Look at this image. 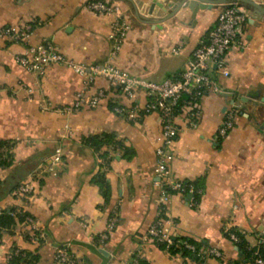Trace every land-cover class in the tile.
I'll return each mask as SVG.
<instances>
[{
    "label": "crops",
    "instance_id": "obj_1",
    "mask_svg": "<svg viewBox=\"0 0 264 264\" xmlns=\"http://www.w3.org/2000/svg\"><path fill=\"white\" fill-rule=\"evenodd\" d=\"M86 1L0 0V28L30 24L31 43L51 40L79 63L111 62L135 77L176 80L223 8L181 7L165 18L171 12L167 4L180 0H157L166 10L162 17L146 15L160 20L151 23L136 18L134 4L139 11L138 2L155 0H110L131 26L114 54L108 38L111 17L90 12ZM246 12L243 48L227 55L230 76L213 74L218 90L207 89L200 99L197 128H185L186 117L179 114L181 130L172 147L173 176L195 181L202 190L195 205L191 195H172L167 207L172 232L201 248L217 249L221 257L195 259L142 239L160 209L155 149L161 119L154 112L130 120L114 107L145 103L143 90H137L132 101L120 88L97 78L88 90L92 94L105 89L97 107L62 112L59 108L83 89V79L58 64L43 76L27 70L15 60L24 43L0 37V140H20L14 159L0 167V207L15 205V188L39 163L60 152V161L40 179L27 207L45 237L32 241L18 225L2 230L0 264H10L8 255L15 248L37 255L35 264H51L61 246H68L81 264H122L138 251L145 264H254L225 234L226 229L237 230L250 248L264 246V21L251 22V12ZM232 106L237 111L235 126L216 144L213 136ZM103 134L112 135L114 143L99 151L84 141ZM100 173L109 185L107 201L92 182ZM113 213L118 215L117 226L100 244L96 238Z\"/></svg>",
    "mask_w": 264,
    "mask_h": 264
},
{
    "label": "built area",
    "instance_id": "obj_2",
    "mask_svg": "<svg viewBox=\"0 0 264 264\" xmlns=\"http://www.w3.org/2000/svg\"><path fill=\"white\" fill-rule=\"evenodd\" d=\"M86 7L94 14L111 17L108 38L113 42V53H117L130 31V23L110 0H87ZM247 21L248 13L244 8L237 4L223 6L213 26L208 30L205 40L197 45L191 57L186 61L180 77L176 80L166 79L163 81L132 76L111 62L79 63L64 55L59 46L48 39L33 44L30 41L32 34V25L30 24L1 27L0 37L9 42L24 43L23 51L15 55V60L27 70L43 76L51 65L58 64L74 71L83 79V89L76 94L71 103L59 108L62 112L72 114L83 108L97 107L106 96L105 89H99L88 94V90L97 78L106 80L111 87L120 88L122 93L132 101L135 100L137 90H143L146 93L148 100L145 103L133 101L127 107L115 106L114 111L130 120L154 112L160 115L161 134L155 149L157 178L155 185L160 190V209L156 219L149 226L142 239L152 241L158 246L163 245L166 250H169L175 244L176 239L167 213L172 195L175 193L191 195L193 197L192 203L195 205L198 203L195 196L202 193L200 188L188 181L177 179L172 174L171 163L174 160L172 147L181 130L177 124V118L182 113L186 117L185 128L195 129L198 127L201 114L199 101L207 89L218 90L213 74L225 78L230 76L227 55L233 49L243 48L241 35ZM176 51L174 50V52ZM28 91L31 92L32 89L29 88ZM236 113L235 106L226 111L222 123L213 136L216 144L224 140L234 128ZM19 143V139L0 142V163L14 159ZM59 161L60 152L57 151L39 163L12 193L16 200L15 205L12 206L14 208L12 215L17 220L19 217L23 218L17 222V225L32 241H39L44 238L45 233L40 222L28 212L27 207L38 191L40 179L46 172H52ZM5 209L7 208L0 207V215ZM117 222L118 215L113 213L108 218L105 230L97 236L96 241L100 244L105 243L116 228ZM83 225L86 226V222H83ZM225 234L235 244L241 240L230 229H226ZM184 247L193 252L197 251L200 257L207 255L222 256L217 249L200 248L197 250L190 243H185ZM17 253L18 250L15 254ZM255 254L254 264H264V259L258 255L257 250ZM11 256L12 253L8 255V260ZM140 256V251H138L122 264H143ZM51 264H81V260L68 249V246H61L56 249Z\"/></svg>",
    "mask_w": 264,
    "mask_h": 264
},
{
    "label": "trees",
    "instance_id": "obj_3",
    "mask_svg": "<svg viewBox=\"0 0 264 264\" xmlns=\"http://www.w3.org/2000/svg\"><path fill=\"white\" fill-rule=\"evenodd\" d=\"M85 143L89 146L93 147L95 150L99 151L104 145H111L113 142L112 135L109 134H103L102 136H89L84 139ZM0 142H4L0 140ZM11 161H3L0 163V167L6 166ZM92 182H94L96 185L99 186L105 200L107 201L109 199V185L106 182L105 176L103 173L97 174L96 177L93 178ZM189 183L193 184L195 187L198 188L199 183L188 181ZM16 189V188H15ZM197 196H195V199L197 200ZM14 211L13 207L5 209L2 214L0 215V229L11 231L15 226H17V222L21 221L23 218L19 217L18 220L12 215V212ZM236 235L240 237V242H238L236 245L238 246L239 251L242 253L245 259L253 261L256 256V250L253 248H250L247 241L245 240V237L242 235V233L238 232L237 230H231ZM185 243H190L196 247L197 250L201 248V245L197 243L195 240L190 238H181L176 237L175 244L169 249L171 253H182L185 256L194 257L195 259L202 258L198 256L197 251L193 252L184 247ZM161 248H165L163 245H160ZM18 250V253L15 254V252ZM257 253L260 257L264 259V246L262 245L258 250ZM38 261V256L34 255L33 253L25 252L20 249H13L12 250V256L9 259L10 264H35ZM143 264H145L142 261Z\"/></svg>",
    "mask_w": 264,
    "mask_h": 264
},
{
    "label": "water",
    "instance_id": "obj_4",
    "mask_svg": "<svg viewBox=\"0 0 264 264\" xmlns=\"http://www.w3.org/2000/svg\"><path fill=\"white\" fill-rule=\"evenodd\" d=\"M134 4V3H133ZM232 4H237L238 6L250 11V21L261 19L264 21V3H259L255 0H180L178 2H169L167 6L171 8V12L164 16L169 18L174 13H176L181 7H190L192 9L206 8L211 6H228ZM135 16L139 20L144 22H158L160 20L147 19L146 15H151L152 17H162L165 13V6L158 2L157 0L153 1L152 4H141L138 2V8L135 6ZM264 102V97L261 98ZM190 197V195H189Z\"/></svg>",
    "mask_w": 264,
    "mask_h": 264
}]
</instances>
